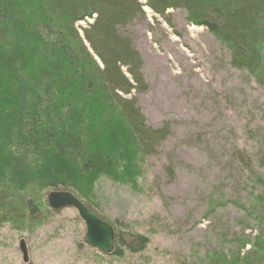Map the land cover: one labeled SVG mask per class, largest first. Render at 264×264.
Instances as JSON below:
<instances>
[{"label":"trees","instance_id":"obj_1","mask_svg":"<svg viewBox=\"0 0 264 264\" xmlns=\"http://www.w3.org/2000/svg\"><path fill=\"white\" fill-rule=\"evenodd\" d=\"M144 6L163 18L170 9H184L189 22L204 26L226 46L235 68L264 88V0H0V100L7 101L0 105V157L6 156L0 159L5 170L0 175L17 176L4 181L8 186L34 193L44 188L45 202L51 189L73 192L76 183L89 184L102 173L135 183L142 162L171 134L169 122L151 125L138 104L137 94L149 85L126 28L146 18ZM237 158L256 180L250 192L257 193L259 213L252 217L258 233L253 240L246 235L235 241L240 248L234 258L223 251L209 254L212 264H240L247 244L264 251V156L254 164L243 151ZM11 159L17 162L7 172L2 165L13 164L5 161ZM174 172L170 165L169 174ZM7 185H0V226L37 219V200L24 196L14 204ZM231 203L246 207L238 199ZM109 222L116 231L112 254H123L124 245L132 252L148 245L147 235L125 236Z\"/></svg>","mask_w":264,"mask_h":264},{"label":"rangeland","instance_id":"obj_2","mask_svg":"<svg viewBox=\"0 0 264 264\" xmlns=\"http://www.w3.org/2000/svg\"><path fill=\"white\" fill-rule=\"evenodd\" d=\"M144 10L146 18L126 28L149 85L137 94L138 104L151 125L169 122L171 134L142 162L135 183L102 173L89 184L75 182L78 187L72 189L125 236L147 235L148 245L140 252L124 245L123 254H103L86 243V226L75 208L54 210L48 193L44 202V188L34 193L10 187L4 181L17 176L0 175L14 204L24 196L38 203L37 219L0 226V264H212L209 254L223 251L234 258L240 248L235 241L246 235L253 240L258 233L252 217L259 213L253 199L257 193L250 192L256 180L237 157L243 151L254 164L264 156V88L246 70L235 68L226 46L204 26L189 22L184 9H170L166 18L148 6ZM60 111L69 116L68 110ZM5 161L13 162L2 165L12 172L17 160ZM234 199L246 207L231 203ZM22 239L28 262L20 250ZM257 250L252 244L242 248L246 257L240 264H264V251Z\"/></svg>","mask_w":264,"mask_h":264},{"label":"water","instance_id":"obj_3","mask_svg":"<svg viewBox=\"0 0 264 264\" xmlns=\"http://www.w3.org/2000/svg\"><path fill=\"white\" fill-rule=\"evenodd\" d=\"M48 202L54 210L65 207L75 208L86 226V243L106 254H112L114 252L116 245V231L114 226L90 210L74 193L69 190L51 191L48 194ZM19 246L23 254V261L28 262L29 254L24 239L20 241Z\"/></svg>","mask_w":264,"mask_h":264},{"label":"bare ground","instance_id":"obj_4","mask_svg":"<svg viewBox=\"0 0 264 264\" xmlns=\"http://www.w3.org/2000/svg\"><path fill=\"white\" fill-rule=\"evenodd\" d=\"M52 191H54V190H52ZM51 192V191H50ZM50 192H48V194L50 193ZM47 194V195H48ZM82 201V200H81ZM83 202V201H82ZM84 203V202H83ZM85 204V203H84ZM86 205V204H85ZM87 207H88V205H86ZM89 208V207H88ZM90 209V208H89ZM91 210V209H90ZM96 249H98V248H96ZM99 250V249H98ZM100 251V250H99ZM102 252V251H101ZM103 253V252H102ZM103 254H106V253H103ZM106 255H108V254H106Z\"/></svg>","mask_w":264,"mask_h":264}]
</instances>
